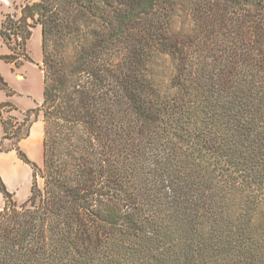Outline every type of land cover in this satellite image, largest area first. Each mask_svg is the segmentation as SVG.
Masks as SVG:
<instances>
[{
	"label": "trees",
	"instance_id": "1",
	"mask_svg": "<svg viewBox=\"0 0 264 264\" xmlns=\"http://www.w3.org/2000/svg\"><path fill=\"white\" fill-rule=\"evenodd\" d=\"M37 25L42 105L0 109L33 170L23 203L0 180V264H264V0H38L2 23L16 64Z\"/></svg>",
	"mask_w": 264,
	"mask_h": 264
},
{
	"label": "rangeland",
	"instance_id": "2",
	"mask_svg": "<svg viewBox=\"0 0 264 264\" xmlns=\"http://www.w3.org/2000/svg\"><path fill=\"white\" fill-rule=\"evenodd\" d=\"M38 0H0V31L2 23L7 15L18 20L22 16V10L27 4ZM33 35L27 42L26 52L16 64L10 58L12 54L0 34V76L5 85L0 87V109H3V119L8 122H21L28 110L37 109L43 102V53L41 26L31 29ZM13 45L16 43L12 42ZM44 119L39 114L30 128V134L23 139L19 146L26 153L32 163L39 166L43 164L44 150ZM3 126L0 122V142L3 140ZM9 141L4 140L1 144L4 148L9 147ZM0 180L7 190L13 195L18 203L26 202L33 186V170L31 164L19 158L16 151L0 152ZM40 186L43 181L38 180ZM5 205V199L0 190V209Z\"/></svg>",
	"mask_w": 264,
	"mask_h": 264
}]
</instances>
